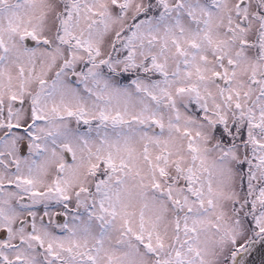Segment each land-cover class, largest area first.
I'll return each instance as SVG.
<instances>
[{
    "label": "snow or ice",
    "instance_id": "snow-or-ice-1",
    "mask_svg": "<svg viewBox=\"0 0 264 264\" xmlns=\"http://www.w3.org/2000/svg\"><path fill=\"white\" fill-rule=\"evenodd\" d=\"M0 264H264V0H0Z\"/></svg>",
    "mask_w": 264,
    "mask_h": 264
}]
</instances>
